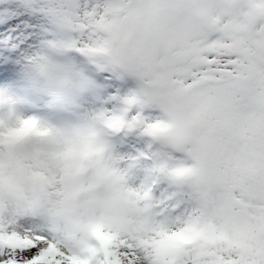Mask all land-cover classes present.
Here are the masks:
<instances>
[{
    "label": "snow or ice",
    "instance_id": "obj_1",
    "mask_svg": "<svg viewBox=\"0 0 264 264\" xmlns=\"http://www.w3.org/2000/svg\"><path fill=\"white\" fill-rule=\"evenodd\" d=\"M0 17L28 20L32 53L78 54L83 87L136 85L80 105L103 167L65 130L30 135L34 117L9 133L0 264H264V0H19Z\"/></svg>",
    "mask_w": 264,
    "mask_h": 264
},
{
    "label": "clouds",
    "instance_id": "obj_2",
    "mask_svg": "<svg viewBox=\"0 0 264 264\" xmlns=\"http://www.w3.org/2000/svg\"><path fill=\"white\" fill-rule=\"evenodd\" d=\"M69 56L70 54L58 52L56 49L48 51L37 49L36 52L31 53L22 68L25 87L37 96L49 95L55 107L74 108L87 88L79 83L74 71V66L78 64L72 63ZM58 97H63L66 102L56 104ZM11 100L12 96L8 90L0 88V141H2L0 150L7 153L14 146L8 143L9 133L21 128L23 120L34 117L39 126L30 135L43 136L51 128L65 130L80 145V151L83 154L95 158L103 167L101 141L104 138V129L101 122L83 116L76 121L53 123L34 113L27 115L17 113L13 118L9 113Z\"/></svg>",
    "mask_w": 264,
    "mask_h": 264
},
{
    "label": "rangeland",
    "instance_id": "obj_3",
    "mask_svg": "<svg viewBox=\"0 0 264 264\" xmlns=\"http://www.w3.org/2000/svg\"><path fill=\"white\" fill-rule=\"evenodd\" d=\"M17 3L19 0H11V2L10 0H0V9L14 7ZM18 20L20 21L18 26L13 30L10 26L17 25ZM30 27L27 19L17 17L4 22L3 18L0 17V88L2 85H7L10 91L14 93L15 100L26 109V114L34 113L53 123L76 121L83 118L80 105L99 106L109 92L119 89L121 93H124L136 86L131 77L106 81L102 77L93 75V80L96 83L85 90L74 108L55 107L49 95H35L25 87L22 79V68L27 57L33 51L32 44L28 39ZM32 35L34 36L35 33L33 32ZM69 60L74 64L82 63L81 58L76 53L70 54ZM65 102L63 97H58L55 103L63 104ZM10 105L9 108H11ZM152 111L154 110L145 109L146 113ZM133 145L138 146L137 141L129 138L120 147L122 150L129 151L132 150Z\"/></svg>",
    "mask_w": 264,
    "mask_h": 264
},
{
    "label": "bare ground",
    "instance_id": "obj_4",
    "mask_svg": "<svg viewBox=\"0 0 264 264\" xmlns=\"http://www.w3.org/2000/svg\"><path fill=\"white\" fill-rule=\"evenodd\" d=\"M2 88H6L12 96L11 105H10L11 108H9L10 115L13 118L17 113H23L27 115L28 113L26 114V109H24L23 106L19 105L20 103L17 100H15L14 93L10 91L9 87L7 85H2Z\"/></svg>",
    "mask_w": 264,
    "mask_h": 264
}]
</instances>
